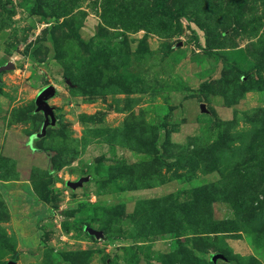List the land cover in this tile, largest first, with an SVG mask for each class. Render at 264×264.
I'll list each match as a JSON object with an SVG mask.
<instances>
[{"label":"rangeland","instance_id":"rangeland-1","mask_svg":"<svg viewBox=\"0 0 264 264\" xmlns=\"http://www.w3.org/2000/svg\"><path fill=\"white\" fill-rule=\"evenodd\" d=\"M9 261L264 264V0H0Z\"/></svg>","mask_w":264,"mask_h":264},{"label":"water","instance_id":"water-1","mask_svg":"<svg viewBox=\"0 0 264 264\" xmlns=\"http://www.w3.org/2000/svg\"><path fill=\"white\" fill-rule=\"evenodd\" d=\"M54 90L51 85H47L43 87L40 91L37 92L36 97L34 99V103L37 110H40L44 117V123L42 125V133L47 123V117L52 115V108L47 104L46 99L49 98L53 94ZM32 138L29 140V144L31 145ZM89 232H92L90 228H87ZM7 264H14L12 261H9Z\"/></svg>","mask_w":264,"mask_h":264}]
</instances>
